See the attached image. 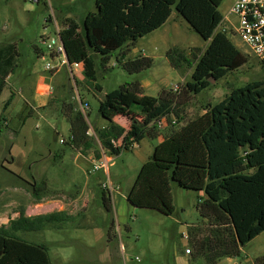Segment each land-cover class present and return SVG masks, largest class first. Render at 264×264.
Returning <instances> with one entry per match:
<instances>
[{"label": "rangeland", "instance_id": "1", "mask_svg": "<svg viewBox=\"0 0 264 264\" xmlns=\"http://www.w3.org/2000/svg\"><path fill=\"white\" fill-rule=\"evenodd\" d=\"M234 3L235 0H223L220 4L223 20L215 33L225 28L224 34L248 56V61L199 93H190L185 87L191 81L197 60L191 58L189 65L175 69L167 52L179 47L191 57L193 52L199 54L194 51L199 49L202 56L210 40L204 41L175 7L163 27L139 38L133 46L140 53L130 57L152 58L150 68L140 73L126 71L117 61L127 48L124 46L113 51L106 67H102L97 56V80L89 82L83 65L70 69L62 64L64 54H56L48 45L58 37L64 19L81 22L85 13L95 11V0H0V47L14 45L19 54L16 70L0 96V226L17 218L20 212L26 216L51 213L59 210V201L78 198L80 207L87 200L80 213L42 231H20L18 236L46 245L52 264H174L177 255L190 259L185 253L189 243L183 236L187 223L195 217L198 192L171 181L175 207L172 215L134 207L127 195L161 136L202 115L208 106L214 107L234 89L264 81V66L225 20L227 17L236 26V17L230 14ZM47 65L52 69L47 70ZM144 78L154 81L153 86L144 89V94L159 97L162 91L169 90L176 94L179 115L173 114L169 122L163 120L160 124L148 121L146 126L138 122L141 128L156 126L158 136L145 138L130 150L112 155L108 173L93 170L92 159L102 148L96 129L111 120L128 128L135 113L113 106L105 116H100V101L107 92ZM40 83L51 85L52 93L35 94ZM95 84L102 90L98 91ZM84 102L87 105L83 109ZM70 103L84 111L95 133L94 148L88 152L91 159L62 143L61 139L67 142L71 135L66 115ZM121 145L123 142L119 141L117 146ZM109 181L112 191L103 185ZM103 190L108 197L110 193L115 197L111 211L103 204Z\"/></svg>", "mask_w": 264, "mask_h": 264}, {"label": "trees", "instance_id": "2", "mask_svg": "<svg viewBox=\"0 0 264 264\" xmlns=\"http://www.w3.org/2000/svg\"><path fill=\"white\" fill-rule=\"evenodd\" d=\"M223 0H95V11L85 13L81 22L66 18L60 38L70 65H83L87 81L97 80L96 59L102 67L109 63L114 50L121 49L118 63L129 73H140L153 65L150 57H128L130 48L162 27L173 7L191 28L210 43L202 56L195 49L192 56L182 48L168 50L173 68L180 69L197 60L186 91L199 93L248 61L223 32H216L223 20L219 6ZM41 2V0H38ZM37 2V3H38ZM46 3V2H45ZM51 20V17L49 18ZM14 45L0 47V96L7 79L17 66ZM200 56V57H199ZM98 91L102 88L95 84ZM11 98L6 102L9 106ZM177 96L162 91L159 97L146 95L139 80L107 92L99 112L105 116L113 106L134 111L144 120L170 121L179 115ZM122 112V111H121ZM70 124L67 143L87 154L95 142L87 132L86 115L72 103L66 113ZM138 120L131 128L109 121L96 129L103 150L119 155L145 138L158 136L156 126L141 128ZM119 141L123 145L117 146ZM101 158V150L95 152ZM251 170H255L251 172ZM171 181L186 190L203 192L197 211L201 221L189 225L190 264H216L225 257H237L247 244L264 231V81L251 82L234 89L220 103L165 136L155 146L151 158L143 164L127 199L134 207L148 208L165 215L175 211ZM103 204L112 210L108 192L103 190ZM72 216L55 211L35 216L20 212L8 224L0 226V264H52L44 244L27 242L20 231H42Z\"/></svg>", "mask_w": 264, "mask_h": 264}, {"label": "built area", "instance_id": "3", "mask_svg": "<svg viewBox=\"0 0 264 264\" xmlns=\"http://www.w3.org/2000/svg\"><path fill=\"white\" fill-rule=\"evenodd\" d=\"M33 2H38V0H32ZM230 14H233L236 17L237 24H234L226 17V21L233 27V31L236 35L239 36L243 44L247 47L248 51L256 56L261 64L264 66V0H235L232 8L230 9ZM223 33L226 32L224 28L222 30ZM47 40L45 39L44 43L46 44ZM56 46V47H55ZM48 48L51 50H55L56 54H64L65 50L63 47V43L60 38V33L56 39L48 45ZM62 64H67V58L62 60ZM78 63L73 66L70 65L69 68L79 67ZM47 70H51V66H46ZM37 91L42 95H50L53 91V87L48 84L40 83L38 84ZM87 105L85 102L82 103L83 106ZM84 113V111H82ZM85 114V113H84ZM164 120V119H163ZM159 120V124L163 121ZM156 122V123H157ZM89 136H94L95 133L90 129L87 132ZM62 143H64V139H61ZM112 161V155L109 151L103 150L101 148V158L100 159H92V163L94 165L93 170L99 171L100 169L105 170L108 173L110 163ZM106 189H110L112 191V184L109 181L108 184H103ZM109 190V191H110ZM184 239L188 240V234L186 233L183 236ZM186 253L190 254V249H186Z\"/></svg>", "mask_w": 264, "mask_h": 264}, {"label": "crops", "instance_id": "4", "mask_svg": "<svg viewBox=\"0 0 264 264\" xmlns=\"http://www.w3.org/2000/svg\"><path fill=\"white\" fill-rule=\"evenodd\" d=\"M155 31H153L152 33H154ZM146 36H144V37H146ZM144 37H142V38H144ZM138 53H140V51L138 49H136L135 47L133 48V46H132L130 48L128 57H130V54L137 55ZM130 58H132V57H130ZM140 83H141V86L143 88V91H144V89L149 88V87L154 85V81L151 80V79H147V78H144L142 81H140ZM38 86L39 85H37L36 88ZM35 94H39L41 96H45V95L40 94L37 91V89L35 90ZM100 116H103V115L100 114ZM138 117H141L142 119H144L140 114L135 112L132 115V118H133L132 121L133 122H135V120L139 121ZM111 121H113V120H111ZM132 121H131L130 126L128 128H126V130H129L131 128ZM142 121L143 120H140L139 122L142 123ZM115 123H117V122H115ZM90 126H91V124H90ZM165 136H167V135H163V136L160 137V142L159 143H161L163 141ZM78 152H80V151H78ZM80 154L84 155V156H86V157H88L90 159L92 157L91 153L83 154V153L80 152ZM198 197L200 199H205L206 198V196H205V194L203 192H198ZM109 198H110L111 205H112V203H114V201H115V197H113L112 193H110V197ZM41 200H44V199H41ZM127 201H128V199H127ZM59 202L61 204H60L59 210H57V211L66 212L68 216H74V215L80 213L81 208L82 207H86V204H87V200H84L83 205H81V207L78 206L79 205L78 204V202H79L78 198H66L64 201L61 200ZM50 203L54 204V201H50ZM195 212H196V214H195V217H194L193 221H191L190 223H187V226L193 225V224H197L198 222L201 221V217H200L197 209L195 210ZM186 229L188 230L187 227H186ZM186 255H189V254L186 253ZM174 264H190V262H189L188 257L177 255L174 258ZM216 264H264V231L262 233H260L259 235H257L253 240H251L247 244V246L242 250V253L239 256L222 258Z\"/></svg>", "mask_w": 264, "mask_h": 264}, {"label": "water", "instance_id": "5", "mask_svg": "<svg viewBox=\"0 0 264 264\" xmlns=\"http://www.w3.org/2000/svg\"><path fill=\"white\" fill-rule=\"evenodd\" d=\"M65 56H66V52H65ZM67 58V57H66ZM67 62H68V60H67ZM68 65L70 66V63L68 62ZM214 81V80H213Z\"/></svg>", "mask_w": 264, "mask_h": 264}]
</instances>
